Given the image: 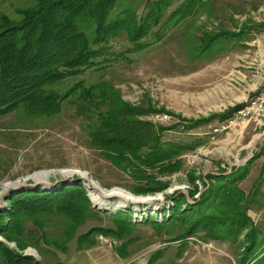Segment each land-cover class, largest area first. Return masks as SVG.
<instances>
[{
  "label": "rangeland",
  "instance_id": "obj_1",
  "mask_svg": "<svg viewBox=\"0 0 264 264\" xmlns=\"http://www.w3.org/2000/svg\"><path fill=\"white\" fill-rule=\"evenodd\" d=\"M152 1L116 0L108 18L125 12L131 15L130 19L141 21L152 10ZM182 1L174 0L164 9L158 25L141 38L146 43L144 48L137 50L125 33L110 39V53L118 59H109L93 73L87 70L84 78L87 84L108 80L122 101L132 108L148 110L139 116L143 121L176 123L164 132L163 140L202 141L162 164H174L173 168L160 171L157 167L152 174L155 179L142 183L148 187L159 184V188L144 193L132 191L128 185L141 183L140 179L127 168L112 164L90 144L81 116L76 115L78 108L71 101L67 100L55 117L30 115L23 109L0 115V213L18 193L75 184L84 189L90 208L96 211V216L87 217L64 246L59 242L68 238L72 227L64 223V217L54 215L45 221L43 231L50 239L48 243L41 242V251L30 242L20 249L17 243L23 244L19 239L8 241L0 235V241L21 258L31 257L34 264H147L150 256L161 249L163 252L151 264H240L246 229L239 234L242 242L238 247L227 240L206 239L202 232L182 239L185 242L179 246L181 240L165 242L177 233L176 225L157 229L142 222L149 216L161 222L174 200L180 204L177 211L184 213L188 205L212 192L215 177L234 173L232 179L239 181L237 185L246 193L262 178L264 134L254 132L251 125L241 124L216 133L213 138L211 129L218 125L216 120L190 130L183 126L231 107L239 109L264 87V0H194L186 13H175L169 19ZM34 2L0 0V11L17 17V10ZM219 33L214 41L218 44L211 42V50L202 53L203 43ZM80 77L83 79L82 74ZM243 167H247V173L241 180ZM260 182L264 192V177ZM99 186L131 196L122 198L115 191L103 199ZM121 211H127V219L136 225L123 236L117 232L93 234V243L78 247L76 236L91 227L116 230L110 215ZM247 213L264 231L263 195H256ZM25 225L33 228L30 235H38L39 230L30 220ZM123 243H127L126 249L121 250ZM119 249L125 256L120 255ZM249 260L243 264H249Z\"/></svg>",
  "mask_w": 264,
  "mask_h": 264
},
{
  "label": "trees",
  "instance_id": "obj_2",
  "mask_svg": "<svg viewBox=\"0 0 264 264\" xmlns=\"http://www.w3.org/2000/svg\"><path fill=\"white\" fill-rule=\"evenodd\" d=\"M115 1L35 0L30 6L17 10V17H10L0 11V115L23 109L30 115L55 117L60 114L67 100L73 102L78 108L76 115L79 118L81 116L90 144L97 147L101 155L112 164L120 169L127 168L135 178L140 179L141 183L134 182L128 186L136 193H144L152 191L151 188L160 187L159 184L154 187L145 184L155 179L152 175L155 168L158 167L160 171L170 170L174 164H162L181 152L192 150L202 141L163 140L164 132L175 127L176 123L163 125L143 121L139 116L148 113V110L130 107L122 101L117 89L108 80L99 79L89 84L84 81L87 70L93 73L109 59H118L117 55L110 53L108 44L117 35L125 33L127 41L136 45L137 50L144 48L146 43L141 38H145L149 30L158 25L164 9L170 7L174 0L152 1V10L141 21L130 19L131 15L125 12L112 19L108 18ZM193 2L194 0L182 1L169 15V19L175 13H186L188 5ZM218 35L220 33L207 40L208 43H203L200 48L202 53L218 44L214 42ZM211 42L214 44L209 45ZM236 108L238 106L223 113L193 119L183 127L190 130L213 120L219 125ZM147 170L150 172L147 173ZM240 172L242 180L247 167H243ZM260 174L263 178L264 162ZM234 176V173H230L215 177L212 192H207L204 197L202 195L196 204L188 205L184 213L177 211L180 204L174 200L169 215L165 214L161 222L155 221L153 216L143 218L142 222L154 225L157 229L168 224L176 225L179 227L177 233L165 242L181 240L179 246L185 242L182 239L202 232L206 239L227 240L238 247L242 242L238 240L239 234L246 229L243 234L246 245H243L240 264L249 259V264H264V231L256 227L247 213L252 208L256 195L264 196V192L260 190L262 178L254 184L251 192L246 193L237 185L239 181L232 179ZM8 203L6 208L1 209L0 235L8 241L18 242L19 239L23 244L17 243L20 249L27 242L38 250L41 242L48 243L47 239L50 238L43 230L45 221L52 215L64 217V223L71 224L68 238L59 242L64 246L75 235L76 228L96 212L90 208L91 203L84 189L76 184L48 190L38 187L14 195ZM127 213L121 211L110 215L117 225L116 230L91 227L78 234V247H84L82 245L85 242L93 243L92 235L96 233L117 232L123 236L131 226L136 225L127 219ZM27 219L35 224L33 226L39 230L38 235H30V229L33 228H25ZM63 233L67 235V231ZM124 244L127 243L121 244V250L126 249ZM121 250L120 255L125 256V252ZM160 252L163 250L155 251L147 264L156 260ZM34 262L31 257L21 258L0 241V264Z\"/></svg>",
  "mask_w": 264,
  "mask_h": 264
},
{
  "label": "built area",
  "instance_id": "obj_3",
  "mask_svg": "<svg viewBox=\"0 0 264 264\" xmlns=\"http://www.w3.org/2000/svg\"><path fill=\"white\" fill-rule=\"evenodd\" d=\"M241 124L251 125L254 132L264 134V87L221 124L212 127L211 137L213 138L216 133L227 132Z\"/></svg>",
  "mask_w": 264,
  "mask_h": 264
},
{
  "label": "bare ground",
  "instance_id": "obj_4",
  "mask_svg": "<svg viewBox=\"0 0 264 264\" xmlns=\"http://www.w3.org/2000/svg\"><path fill=\"white\" fill-rule=\"evenodd\" d=\"M99 189H100V193L102 194L101 196H102L103 199L109 197L112 193H114L116 191L115 189L104 190V189L101 188V186H99ZM116 192H119L117 195H120L122 198H126L127 196H131V195L127 194L124 191H120L119 190V191H116ZM134 200H136V199H134Z\"/></svg>",
  "mask_w": 264,
  "mask_h": 264
}]
</instances>
